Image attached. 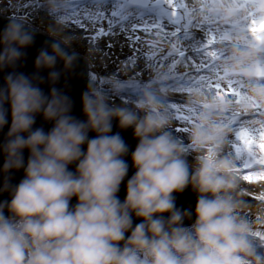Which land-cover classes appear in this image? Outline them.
<instances>
[{
  "label": "clouds",
  "instance_id": "obj_1",
  "mask_svg": "<svg viewBox=\"0 0 264 264\" xmlns=\"http://www.w3.org/2000/svg\"><path fill=\"white\" fill-rule=\"evenodd\" d=\"M28 5L0 6V264H264V0ZM82 19L141 28L147 75L93 72ZM37 33L35 73L15 71ZM80 58L77 117L56 84Z\"/></svg>",
  "mask_w": 264,
  "mask_h": 264
},
{
  "label": "rangeland",
  "instance_id": "obj_2",
  "mask_svg": "<svg viewBox=\"0 0 264 264\" xmlns=\"http://www.w3.org/2000/svg\"><path fill=\"white\" fill-rule=\"evenodd\" d=\"M4 3L6 0H0V6ZM20 3L24 10H29L28 0H20ZM81 23L83 27L79 31L83 36V43L91 44L98 49L91 69L93 72L105 74L129 67L127 71L129 76L143 78L147 75L148 69L144 61L140 59V44L137 40V37L143 34L141 28L122 30L118 25L110 27L107 19L98 21L82 19ZM101 30L106 34L97 35ZM77 50L81 54L84 52L83 47ZM88 71H90L89 68Z\"/></svg>",
  "mask_w": 264,
  "mask_h": 264
},
{
  "label": "water",
  "instance_id": "obj_3",
  "mask_svg": "<svg viewBox=\"0 0 264 264\" xmlns=\"http://www.w3.org/2000/svg\"><path fill=\"white\" fill-rule=\"evenodd\" d=\"M6 23H7V20L4 17L0 16V30L3 29ZM48 42L49 41L46 36L37 33L34 36V43L28 48L24 49L25 55L23 59L20 62H18V65L15 68V71L23 72L26 75L34 74L36 71L34 69V64H33L34 59L36 55L38 54V51L42 47H46ZM61 68H62V65L58 63L57 70H60ZM9 71H12V69H6L4 71H0V86H2L4 76L8 74ZM88 72L89 71H88L87 64L82 58H80L76 61L74 68L71 71L62 73L60 80L56 84L57 88L62 89L72 99L73 101L72 114L77 117L81 116L80 96H81V93L85 90ZM39 75L46 78L47 70H42L39 73ZM40 87L45 91V93H47L49 90V85L47 84V82H45L44 84H41ZM35 126L36 127L43 126L45 130H48V128L51 127L50 124H45L39 116L36 119ZM117 130L118 129H116L115 122H114L113 132ZM6 132H7V126H5L4 129L0 130V142L3 141L4 135ZM121 135L123 136L125 141L129 144L130 149H133L136 141L132 138L131 129L123 131ZM25 155H27L26 152H25ZM2 162H3V158L2 156H0V164H2ZM132 173H133V170L130 168L129 176H131ZM21 177H22L21 172L15 173L13 177V183L18 182L19 179H21ZM124 194H125L124 186L122 184L121 191L119 193V196L121 197V199L123 198ZM6 198H7V194L0 195V200L6 199ZM194 203H195V196L189 190H185L183 193H180L177 195V206L179 207H191L194 205Z\"/></svg>",
  "mask_w": 264,
  "mask_h": 264
},
{
  "label": "snow or ice",
  "instance_id": "obj_4",
  "mask_svg": "<svg viewBox=\"0 0 264 264\" xmlns=\"http://www.w3.org/2000/svg\"><path fill=\"white\" fill-rule=\"evenodd\" d=\"M104 34H106V33H104L103 30H101L100 32H98L97 35H104ZM93 39H95V37Z\"/></svg>",
  "mask_w": 264,
  "mask_h": 264
}]
</instances>
